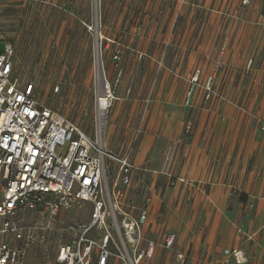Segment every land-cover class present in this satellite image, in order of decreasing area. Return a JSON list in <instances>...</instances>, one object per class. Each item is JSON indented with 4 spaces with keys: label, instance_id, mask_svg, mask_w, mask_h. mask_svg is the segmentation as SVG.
Listing matches in <instances>:
<instances>
[{
    "label": "rangeland",
    "instance_id": "374dc122",
    "mask_svg": "<svg viewBox=\"0 0 264 264\" xmlns=\"http://www.w3.org/2000/svg\"><path fill=\"white\" fill-rule=\"evenodd\" d=\"M97 7L101 69L113 95L104 147L144 167L129 187L118 186L122 201L149 207L152 238H176L143 264H176L179 249L189 253L186 264H205L210 214L234 215L240 225L245 187L264 156V0H99ZM95 21L94 0H0V39L14 46V76L90 135L97 124ZM197 67L214 74L208 103L200 87L186 98ZM220 97L219 123L204 120L217 114ZM107 164L112 176L116 168ZM176 177L184 182L171 185ZM33 254L28 264H40L38 250Z\"/></svg>",
    "mask_w": 264,
    "mask_h": 264
},
{
    "label": "built area",
    "instance_id": "2783aa9c",
    "mask_svg": "<svg viewBox=\"0 0 264 264\" xmlns=\"http://www.w3.org/2000/svg\"><path fill=\"white\" fill-rule=\"evenodd\" d=\"M111 53L118 67L120 48ZM118 69L114 84L123 72ZM213 80L214 74L194 68L187 101L194 87L209 100ZM100 85L110 105L112 84L104 74ZM34 90L31 82L14 76V46L1 38L0 264H28L26 257L33 248L40 264H143L158 246L173 247V233L163 234L161 242L148 234L149 207L122 201L118 186L129 187L144 168L136 167L126 153L109 152L102 129L95 127L94 134H88L39 102ZM191 124L192 120L184 122L185 135ZM107 161L116 168L112 176ZM177 181L184 178L176 177L171 185ZM85 213L86 218H77ZM223 252L236 264L245 261L240 250ZM187 260V253L176 251V264ZM205 264L216 262L210 259Z\"/></svg>",
    "mask_w": 264,
    "mask_h": 264
},
{
    "label": "crops",
    "instance_id": "0c3cea01",
    "mask_svg": "<svg viewBox=\"0 0 264 264\" xmlns=\"http://www.w3.org/2000/svg\"><path fill=\"white\" fill-rule=\"evenodd\" d=\"M203 72L211 74L205 69H203ZM108 73H111L110 69H108ZM194 88H198V87H194ZM214 96H215V91L213 92L211 98L207 100V103L208 101H211L214 98ZM221 100L222 97L217 98L216 100L217 114L206 113L204 120H206L207 118L208 122L219 123L220 114L218 110H219V106H221L222 104ZM208 128L209 127H207V132H209ZM212 133H216V131L214 130L210 131V135ZM219 137H221V135H219ZM174 159L175 156L172 159L173 160L172 169L176 161ZM255 160H258V158L256 157ZM155 161L153 162L152 167L157 165V162ZM258 166L259 167L257 170V176L252 180L253 186L245 187L244 193L246 195L247 205L244 211L245 214L243 215L242 218H240V222H239L240 225L236 224L237 222L234 219L235 216L231 214L228 215L224 214L223 216V214L219 212H213L209 216L206 229L204 230L203 233L205 237L204 247L206 248V251L209 253V255H212L210 259L214 260L216 264H236L232 257L227 258L224 255L223 251L227 248L236 249L243 252L245 261L242 262L241 264H264V177L261 178L259 173L264 166V156H262V158L259 159ZM35 250L37 251V249L33 248L28 253L26 257L27 263L30 261L31 257L34 256L33 252ZM179 250H182L185 253H187L183 249H179Z\"/></svg>",
    "mask_w": 264,
    "mask_h": 264
},
{
    "label": "bare ground",
    "instance_id": "6f19581e",
    "mask_svg": "<svg viewBox=\"0 0 264 264\" xmlns=\"http://www.w3.org/2000/svg\"><path fill=\"white\" fill-rule=\"evenodd\" d=\"M99 35L96 34V38H98ZM99 46V38H98V43H96L95 46V51ZM95 64H94V69L96 73L95 77V84L97 85V96H96V116H97V124H96V129L97 130H103V125H104V119H105V112L108 107V102L105 100V93H103V90L101 88V81H102V72L100 69L101 63L99 62V57H95Z\"/></svg>",
    "mask_w": 264,
    "mask_h": 264
},
{
    "label": "water",
    "instance_id": "95a60500",
    "mask_svg": "<svg viewBox=\"0 0 264 264\" xmlns=\"http://www.w3.org/2000/svg\"><path fill=\"white\" fill-rule=\"evenodd\" d=\"M98 2H99V0H94V7H95V23H96V25H95V30H94V32H95V38H96V34L98 33V23H97V18H98V12H99V8L97 7L98 6ZM96 41H95V44L96 43H98V38H96L95 39ZM97 51H95V57H99V62L101 63V58H100V54H99V48H97L96 49ZM100 69H101V65H100ZM101 72H102V78H103V69H101Z\"/></svg>",
    "mask_w": 264,
    "mask_h": 264
}]
</instances>
